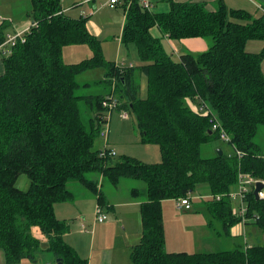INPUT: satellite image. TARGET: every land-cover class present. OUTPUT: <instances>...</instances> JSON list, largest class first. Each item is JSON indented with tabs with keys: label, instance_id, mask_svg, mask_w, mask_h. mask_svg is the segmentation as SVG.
Wrapping results in <instances>:
<instances>
[{
	"label": "trees",
	"instance_id": "16d2710c",
	"mask_svg": "<svg viewBox=\"0 0 264 264\" xmlns=\"http://www.w3.org/2000/svg\"><path fill=\"white\" fill-rule=\"evenodd\" d=\"M122 1L120 41L136 47L137 65L105 58L102 41L88 28L89 16L66 15L61 0H31L33 23L23 39L6 56L0 48V249L6 262L34 261L44 251L33 233L38 227L56 260L88 264L65 240L69 224L57 217L55 205L74 200L75 189L83 187L104 208L106 186L133 178L144 181L146 190L131 188L140 200L142 219L141 239L130 252L132 264H264L262 244L213 252L168 251L163 210L165 200L206 188L213 196L203 198L209 226L216 220L232 235L242 220L230 200L240 175L264 179L263 148L256 141L264 127V46L259 52L246 50L249 40L264 42V13L229 7L224 0L214 9L195 0H151L152 8L140 0ZM161 2L168 10L154 9ZM118 3L110 0L109 5ZM11 25L0 21V46ZM155 28L173 40L210 37L212 44L176 60L153 33ZM81 44L92 55L66 62L65 47ZM97 67L106 70L104 80L78 82V75ZM142 75L147 78L146 98L140 96ZM100 83L106 86L101 93L76 95L77 89ZM106 101L115 105L104 106ZM114 111L123 119L132 117L140 142L158 145L161 161L147 163L129 155L116 160L117 150L109 144ZM215 124L229 134L232 151L220 146L203 156L202 147L222 141ZM98 135L103 148H95ZM21 174L29 179L25 189L17 185ZM248 205L245 225L264 228V199L251 195Z\"/></svg>",
	"mask_w": 264,
	"mask_h": 264
},
{
	"label": "rangeland",
	"instance_id": "374dc122",
	"mask_svg": "<svg viewBox=\"0 0 264 264\" xmlns=\"http://www.w3.org/2000/svg\"><path fill=\"white\" fill-rule=\"evenodd\" d=\"M63 11L66 15L72 18H79L80 16H92V21L97 30H101L98 34V38L102 41V49L104 57L108 60H115L121 62L120 65H124L125 61L128 64L140 63L137 49L134 45L130 44L125 46L120 41L122 34V23L124 17V5L123 1L120 2L118 8H111L110 5L104 10H94V4L90 0H61ZM110 0H95V4L101 5L102 3L109 2ZM258 1V0H257ZM252 5L251 12L254 14L264 13V0H259ZM235 8V7H234ZM31 10V0H0V21L7 20L12 23L6 29V36L9 34L17 35L18 32H23V34L28 31L30 25L33 23V18L29 15ZM9 16V17H8ZM157 28L155 29V31ZM158 32V31H157ZM212 40L210 37H203L197 39H187V40H168L165 42V47L167 52L174 58L178 59L181 53L190 52L193 54H199L208 50L211 46ZM264 46V42L261 40H249L246 45V50L251 52H259ZM13 44H9L4 49V56L8 55L12 51ZM78 48L80 51L75 53L77 61L89 58L92 55V50L88 45L81 44L80 46H71L67 49ZM196 48V49H193ZM85 49V50H83ZM86 51V52H85ZM67 56H70L68 52ZM2 58V57H1ZM64 60H68L65 58ZM74 61V62H77ZM264 71V61L262 63ZM3 70L1 71V73ZM105 70L102 67H97L94 69L87 70L82 74L78 75L77 80L80 83L84 82H94L103 78ZM0 73V74H1ZM140 84V96L146 98L148 94L147 78L142 75L139 79ZM100 84H93L92 87H85L76 90V95H86V94H97L95 92L99 88ZM115 88V87H114ZM113 88V89H114ZM83 115L87 117L89 113L83 110ZM110 119V118H109ZM111 127L109 144L110 146L116 148L117 155L116 160L121 158L123 155H129L137 157L143 162L155 163L162 159V153L158 145L156 144H142L139 140L140 131L135 127L132 117L128 119H123L118 111H114L111 117ZM108 125L104 128L107 129ZM256 141L261 145L262 153H264V127H261L256 138ZM104 141L99 135L95 140V148H103ZM223 147L225 151L231 152L232 149L228 143H224L220 140H216L211 144L202 147L203 156H211L215 153L216 148ZM17 185L20 188H27L29 185V179L27 175L21 174L17 180ZM133 186H138L141 189L146 190V183L142 180H137L133 178H123L119 184V189L124 192L131 189ZM109 187L114 189V186H106L104 189L105 194ZM109 191V190H108ZM192 197L193 208L182 211L176 207V202L173 199L167 200L164 204V217L166 224V234L169 239V244H166V249L170 252L176 251H201V252H213L221 250H229L237 247L238 245H264V228L252 225H241V230L239 235H228L222 231V226L216 220H214L209 226L208 220L211 217L206 209L207 200L203 199L201 196L197 198V195ZM192 196V194H191ZM211 198V194L203 195ZM82 202V201H81ZM95 202V200H94ZM81 204V203H80ZM83 204V203H82ZM235 204L240 207V199L235 200ZM84 207L88 209V212H95L97 208V203L95 206L91 202H85ZM107 213V212H106ZM113 218V213H109ZM93 215H89L88 228L92 227L91 222L93 220ZM108 215V213H107ZM109 216V215H108ZM109 216V217H110ZM134 216H137V221L131 220ZM76 216H71L68 218L70 223V232L68 236L72 238H67V241L72 242L79 251V254L83 258L90 260V256L85 254V251H89V245L84 241L89 243L88 234L83 228L79 229V224L76 223ZM111 220L109 218L106 222ZM130 220L134 224L140 223V215L134 214L129 218L128 215H124V225H128ZM115 221L110 223H99L96 226L95 235L91 242L94 246V263L93 264H132L130 259V252L133 245H136L140 239L134 237V235H129L127 229H124L122 224H113ZM112 224V225H111ZM208 225V227H206ZM237 226V225H236ZM84 230V231H83ZM83 231V233H81ZM34 233V232H33ZM38 235V234H37ZM83 237L84 240H77V236ZM90 235V239H91ZM42 241L41 246L44 251L37 254L39 255L38 262L47 258H52L54 261L55 255L53 252L46 250L48 247V239L45 236L40 237ZM88 245V247H87ZM117 251H124V255H112ZM126 251V252H125ZM108 258L110 260H108ZM25 263L32 264L30 259L26 260Z\"/></svg>",
	"mask_w": 264,
	"mask_h": 264
},
{
	"label": "crops",
	"instance_id": "0c3cea01",
	"mask_svg": "<svg viewBox=\"0 0 264 264\" xmlns=\"http://www.w3.org/2000/svg\"><path fill=\"white\" fill-rule=\"evenodd\" d=\"M121 1L122 0H119V3L116 4V6H114V7L110 6V7L111 8H118V6H120V2ZM179 1H189V0H179ZM195 1H205V2H207V6L209 8H211V9H214L215 6L218 5V3H217L218 0H195ZM256 1L257 0H224V2L229 7L245 8L247 10L252 9V5ZM90 2H92L94 4V6H93L94 10H104L107 7V5H109V3H110V1H109V2L106 3V5H105V3H102L101 5H98V4H95L96 3L95 0H90ZM258 2H259V0L257 1V3ZM168 8H169V5L167 3H163V2L156 3L155 6H154V9L157 10V11L168 10ZM87 25H88L89 30L92 33H94L95 35L98 36V34L101 32V30H97V28L94 26V23L92 21V16H89ZM123 25H124V17H123L122 29H123ZM155 29H153V33L158 35V36H160L162 38L164 47H165V42L166 41H168L169 39L173 40V39L169 38L168 35H165V34L162 35L161 31H159L158 29L155 31ZM188 39H190V38H188ZM193 39H197V38H193ZM182 40H187V39H182ZM173 41H176V40H173ZM73 46H80V45H73ZM68 47H71V46H67L64 49V58H65V53H66V58L68 59L67 61L66 60L65 61L66 62L77 61L76 60L77 58H74V57H75V53L80 51V49H78V48L67 49ZM165 49H166V47H165ZM193 49H196V48H193ZM83 50H85V49H83ZM68 52H70V56H67ZM182 54H184V53H181L179 55V58H180V56ZM2 70H3V63H2L1 56H0V73H1ZM104 79H105V72H104L103 78L98 80V81H102ZM95 82H97V81H95ZM104 84L105 83H100V85L98 86L99 88H97L95 90V92L101 93L102 91L106 90V86H104ZM118 186L114 187V189L109 187V189H108L109 191L107 190V194H105V192H104L106 201L108 202V204L106 206H103L104 207V211L107 212L109 216H110L109 213H113V218L114 219L112 220V217L110 216L109 218H111V220H109L108 222H103V224L115 221L113 224H121L122 225L124 223V215L125 214L128 215L129 218H131V216L134 215V214H138V216L140 215V223L139 224H134L131 221V220H133V221H137L138 220L137 216H134L130 220V223L127 226L123 224L124 225L123 227H124L125 230L127 229L129 235L133 234L134 237H137V239L138 238L141 239L142 219H141V212H140V200L135 198V197H133L131 189H128L127 191L124 192L123 190H120ZM208 194H210L209 191L206 188H202L201 192H197L194 195H197V198H200L199 197L200 195H208ZM200 199H202V198H200ZM94 200L97 203L96 197H94L89 191H87L83 187H77L75 189V199L74 200L68 201V202H60V203H57L55 205V213H56L57 217L60 218V219L66 220L68 222V224H69L68 231L64 235L65 240H66V237L67 238H69V237L72 238V236H68V234L70 232V228H71L68 218L71 217V216H76L75 219H76V223L79 224V229L83 228V226H84V230L88 234L91 235V237H92L91 239H90V235L88 237L89 243L86 240H84L83 237H79V235L77 236V240L73 239V241H80V240L83 241L84 240L89 245L90 250L87 251V252L85 251V254L90 256V260H88L86 258L88 260V264H93L94 263V252H93L94 251L93 250L94 246L91 244V242H92V240L94 238V235H95V230H96L95 228L101 222H97L96 219L94 218V215H93L94 212H88V209H86L84 207V205H85V202H91V204L94 207L95 206ZM167 200H170V199H167ZM167 200H165L163 202V210H164V204H166L165 202ZM173 200L176 202V207H177V202H178L179 199H173ZM192 203L193 202H192V199H191V205H192ZM192 208H193V205L191 206L190 209H192ZM183 209H186V208H182L180 210L182 211ZM186 210H189V209H186ZM89 215H93V220L91 222L92 227L90 229L88 228V224L90 223L89 222V218H88ZM164 221H165V217H164ZM248 225H252V224H248ZM254 226H256V225H254ZM206 227H208V225H206ZM241 227L242 226L240 224H238L237 226H234L231 229L232 235H239L238 233L240 232ZM257 227H259V226H257ZM83 231H81V233H83ZM33 232L38 238L44 236L43 233L41 232L40 228H38V227H35L33 229ZM165 233H166V224H165ZM67 242L69 244H71L77 250V247L72 242H70V241H67ZM169 242L170 241H169V239L167 237V234H166V244H169ZM88 245H87V247H88ZM77 252L79 253L78 250H77ZM173 252H176V251H173ZM187 252L194 253V252H201V251H187ZM122 254L124 255V251H117L116 253H113L112 255L119 256V255H122ZM39 255L36 257L37 259H38ZM26 260H28V258L22 259L20 262L13 263V264H29V263H25ZM108 260H110V259L108 258ZM30 261H31V263L33 262L32 264H57V260L54 259V261H52V258H47L46 260L42 261V263L41 262L39 263L38 260H36V262H34L33 260H30ZM0 264H9L5 260V255H4V252H3L2 249H0Z\"/></svg>",
	"mask_w": 264,
	"mask_h": 264
},
{
	"label": "built area",
	"instance_id": "2783aa9c",
	"mask_svg": "<svg viewBox=\"0 0 264 264\" xmlns=\"http://www.w3.org/2000/svg\"><path fill=\"white\" fill-rule=\"evenodd\" d=\"M117 0H111L112 4H114ZM140 4L148 7V8H152V4H151V0H140ZM19 39H23V32H18L17 35H12L9 34L6 38V41L4 42L3 45L0 46V48L4 49L6 46H8L9 44H13L15 45L16 41H18ZM5 53V52H4ZM114 101L113 102H104V106H109V107H113ZM219 127L215 124L213 126V130L217 131L221 137V140L228 143L230 141V136L229 134L224 130V129H220L218 130ZM251 183V186L248 188V186H245V184L247 183ZM258 183H262L264 186V179H259V178H252L249 180H244V176L240 175V182L238 184V188L231 194L230 196V200L233 203V211L234 213H236L237 215H240L242 220L240 222V225H245V222L248 221L247 220V213H248V200L249 197L251 195H254V191L257 188V184ZM202 198H209L207 196H203L200 195ZM199 196V197H200ZM193 195H187L181 199L178 200L177 202V208L182 209V208H187L190 209L191 208V199H192ZM213 196L211 195V198ZM218 200L222 198V195L218 194L217 196H215ZM258 198L259 199H264V187L258 191ZM240 199L241 201V205L240 207H238L235 204V200ZM95 219L97 222H106L109 219V216L107 215V213L104 211V208H102V206H97L96 208V212H95ZM249 219V218H248Z\"/></svg>",
	"mask_w": 264,
	"mask_h": 264
},
{
	"label": "water",
	"instance_id": "95a60500",
	"mask_svg": "<svg viewBox=\"0 0 264 264\" xmlns=\"http://www.w3.org/2000/svg\"><path fill=\"white\" fill-rule=\"evenodd\" d=\"M218 151H219L220 154L223 153V151H222L221 148H219ZM263 187H264V186H263L262 183H258V184H257V188H256L255 191H254V194H255L256 198H258V191L261 190ZM57 263H58V264H63V262L59 261V259H57Z\"/></svg>",
	"mask_w": 264,
	"mask_h": 264
}]
</instances>
